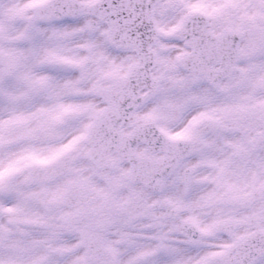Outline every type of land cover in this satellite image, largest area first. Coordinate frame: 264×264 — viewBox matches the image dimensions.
<instances>
[{
	"label": "snow or ice",
	"instance_id": "6c2138e0",
	"mask_svg": "<svg viewBox=\"0 0 264 264\" xmlns=\"http://www.w3.org/2000/svg\"><path fill=\"white\" fill-rule=\"evenodd\" d=\"M0 264H264V0H0Z\"/></svg>",
	"mask_w": 264,
	"mask_h": 264
}]
</instances>
